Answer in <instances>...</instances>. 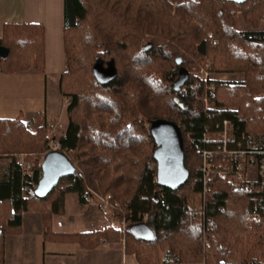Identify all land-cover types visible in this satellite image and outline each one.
Returning a JSON list of instances; mask_svg holds the SVG:
<instances>
[{"label": "trees", "instance_id": "trees-1", "mask_svg": "<svg viewBox=\"0 0 264 264\" xmlns=\"http://www.w3.org/2000/svg\"><path fill=\"white\" fill-rule=\"evenodd\" d=\"M234 9L253 28L263 24L261 41L241 35ZM64 16L65 70L58 82L60 94L70 98L64 131L49 137L44 118L34 130L19 117L0 118V157L8 159L0 180V263L4 238L20 233L23 212H38L50 237L52 216L61 213L65 194L74 192L80 204L107 193L120 202L101 230L69 235L83 249L126 236V251L139 264H163L168 254L185 264H264V221L254 219L264 208L258 199L264 194L233 192L218 179H210L203 192L198 168L205 128L212 131L223 119L244 130L264 128V96L256 98L264 90V0H64ZM0 46L8 49L0 58L3 74L44 71L43 25L4 23ZM206 59L213 73L243 74L238 83L213 81L218 109H205L189 93L173 90L180 68H199ZM160 118L175 122L183 136L189 176L177 189L156 182V145L144 123ZM51 137L75 173L38 198L40 163L31 176L22 174L17 155L28 161L31 153H47ZM202 207L203 218L197 220ZM119 219L125 220V234L114 224ZM136 223L152 230V240L132 235Z\"/></svg>", "mask_w": 264, "mask_h": 264}, {"label": "crops", "instance_id": "crops-1", "mask_svg": "<svg viewBox=\"0 0 264 264\" xmlns=\"http://www.w3.org/2000/svg\"><path fill=\"white\" fill-rule=\"evenodd\" d=\"M64 17V0H0V37L4 23H37L44 27V71L27 70L25 72L34 71L30 73H39L44 77L43 114L46 122L59 119L65 114L67 119V113L64 112L66 108L62 106V95L58 87L59 75L65 70ZM9 75L3 74L0 70V97L3 95L2 83ZM49 79L52 86L50 90L53 97L57 98V102L51 99L48 101ZM29 116L18 117L25 121ZM7 162V158L0 157V180L3 179ZM66 201L65 194L61 213L52 216L51 229L54 235L50 237H45L43 233L42 217L38 212H23L20 233L6 235L4 238V260L0 264H15L16 262H9V257L20 260V255L24 252L30 236L37 242L38 260L35 264H139L135 255L126 251V246L121 239L119 242H101L94 249H83L69 235L101 230L106 226L103 222L105 218H101L100 213L94 206V208L90 206L89 202L80 204L78 200V207L70 212L66 209ZM163 264L185 263H180L175 256L168 254L164 256Z\"/></svg>", "mask_w": 264, "mask_h": 264}, {"label": "built area", "instance_id": "built-area-1", "mask_svg": "<svg viewBox=\"0 0 264 264\" xmlns=\"http://www.w3.org/2000/svg\"><path fill=\"white\" fill-rule=\"evenodd\" d=\"M242 36L248 40L261 41L262 35L258 32L242 31ZM211 62L207 61L204 67L200 68L197 73L191 75L187 81L176 92L179 94L189 93L199 100L206 108L210 96L215 90L214 83L210 76ZM66 105L69 104L70 98L65 97ZM243 120L242 116H238ZM58 120L47 122V129L56 135V131L62 128ZM54 137V136H53ZM191 140L190 135L185 136V140ZM204 148L200 149L201 165V182L203 192L209 189L210 179H218L223 182L230 191H247L264 194V136L254 137L247 130L241 129L239 124L232 119H223L216 124L212 131L205 128L202 136ZM59 150V142L55 138H50L48 142V151ZM47 151V152H48ZM17 162L20 165L22 174L32 175L33 160H26L23 154L17 155ZM37 185V184H36ZM36 187V186H35ZM64 190V186H59ZM264 200V195L258 197ZM94 207L104 218L111 219V215L120 210V202L115 200L110 193L105 195L94 194ZM147 214L142 215V220L147 219ZM256 222L264 221V208L254 212ZM115 225L119 227L123 234L126 232V223L124 219H119ZM105 240H101L104 242ZM123 244L130 239L126 236L121 238Z\"/></svg>", "mask_w": 264, "mask_h": 264}, {"label": "rangeland", "instance_id": "rangeland-1", "mask_svg": "<svg viewBox=\"0 0 264 264\" xmlns=\"http://www.w3.org/2000/svg\"><path fill=\"white\" fill-rule=\"evenodd\" d=\"M175 6V3L173 4ZM231 13L234 15V21H235V26L237 30L239 31H247V32H259L263 28V24L261 23L257 28H253L249 23H247L240 10H232ZM207 61H210L209 59H206L203 64L199 68H192L189 70V72L193 74L197 73L200 68L204 67ZM212 64V62H211ZM210 69V68H209ZM31 70V69H30ZM34 72V71H30ZM30 72H16L17 74L13 73L10 74L9 77H7L3 83H2V97H0V117H6V118H15L18 116H28V119L25 120L27 122L28 126L30 129L34 130L36 127L37 123L44 118L43 114V104L45 102L44 96H45V81L43 80L44 77L39 74V73H30ZM36 72V71H35ZM101 77H106L108 74L103 73V72H98ZM212 78V82L215 79L219 80H225L229 81L232 83H238L243 80V74L242 73H230V74H216L211 72L210 74ZM47 97L48 101L51 99V101L57 102V98L53 97L52 94V86L50 83V79L47 82ZM214 83V82H213ZM215 87V84H214ZM51 89V90H50ZM214 95V92L210 96L208 106L206 108L210 109H218L216 108V104L213 101L212 97ZM264 96V90L260 91L256 94V98H261ZM65 97L62 96V106L66 108V103L64 101ZM69 99V97H68ZM204 107V106H203ZM205 108V107H204ZM221 109V108H220ZM42 110V112H40ZM39 111V112H38ZM38 112V113H37ZM64 112L67 113V111L64 110ZM34 115V116H33ZM20 118V117H19ZM21 119V118H20ZM22 120V119H21ZM58 120L63 126L62 128L58 129L56 131V135H52V132H50L47 129V134L48 136H54L55 138L59 136L65 129L68 121V113H67V119H66V114L59 119H55V121ZM65 120L66 122H64ZM24 121V120H23ZM46 122V121H45ZM48 122V121H47ZM46 122V126H47ZM66 123V124H65ZM149 125L147 121H145L144 126L146 128H149ZM47 128V127H46ZM248 133L254 137H257L259 135L264 136V128L259 129V128H254V129H247ZM191 140H184L185 144L187 147H191L189 144ZM47 148H48V143H47ZM48 151V150H47ZM46 154V153H45ZM45 154L41 155H35L34 153H31L29 155V158L33 160L34 164L35 162H39L41 164V161L44 157ZM202 162V160H201ZM199 168V167H198ZM66 209L68 211H73L78 207V202H77V196L76 193L74 192H67L66 193ZM256 198H253V201L257 203ZM90 206H94L93 199L89 201ZM91 207V208H92ZM94 208V207H93ZM204 215V209L203 207L199 210L198 215H197V220H202ZM103 218V217H101ZM106 223V225L111 223V220L109 218H105L103 221ZM115 224V223H114ZM28 243L25 245V249L23 250L24 252L20 255V260L19 258L14 259L9 257V262L13 261L16 262L15 264H35L38 260V252L36 251L37 247V242L34 240L32 236H30L28 239Z\"/></svg>", "mask_w": 264, "mask_h": 264}, {"label": "water", "instance_id": "water-1", "mask_svg": "<svg viewBox=\"0 0 264 264\" xmlns=\"http://www.w3.org/2000/svg\"><path fill=\"white\" fill-rule=\"evenodd\" d=\"M236 4H241L246 0H228ZM8 49L0 46V58H6ZM180 64V58H177ZM188 71L180 68L178 77L173 84V90L177 92L187 81ZM178 102V100H175ZM182 107V103H179ZM149 129L155 142L153 158L156 161V182L167 188L177 189L188 179L189 172L183 162V136L180 127L173 121L167 119L153 120ZM41 176L34 188V195L44 198L57 186L62 177L75 173V167L68 157L60 150L48 151L40 164ZM132 235L138 239L150 241L154 234L144 223H136L130 227Z\"/></svg>", "mask_w": 264, "mask_h": 264}]
</instances>
